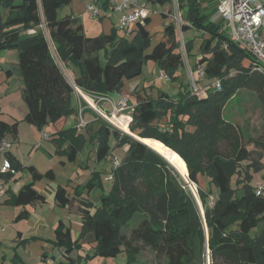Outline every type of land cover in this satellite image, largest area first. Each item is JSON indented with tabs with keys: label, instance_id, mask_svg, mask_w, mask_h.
<instances>
[{
	"label": "trees",
	"instance_id": "1",
	"mask_svg": "<svg viewBox=\"0 0 264 264\" xmlns=\"http://www.w3.org/2000/svg\"><path fill=\"white\" fill-rule=\"evenodd\" d=\"M71 1L0 0L12 9L5 26L0 24V50L17 51L18 73L24 83L22 95L27 106L24 119L40 130L52 123L55 142L59 148L65 144L64 151L70 160L75 159L87 142L96 145L99 162L109 157L115 145L127 146L125 159L110 171L114 172V178L108 191L102 176L104 171L100 170L94 171L86 183L78 184L73 194L65 185L55 188L58 205L71 206L76 200L81 204L83 226L79 239L98 242L96 253L102 256L126 251V264H133L146 247L156 257L164 256L167 264H208V257L211 264H264V194H259L257 186L249 181L250 172L263 165L256 161L247 164L245 177H238L237 187L233 188L231 178L240 172L242 162L250 158V150L240 126L224 116L226 104L242 88L254 92L264 108V72L254 68L252 53L230 41L223 22L212 20L198 0H176L178 11H183L181 30L197 29L207 34L200 43L201 56L190 64L191 70L202 68L207 77L205 84H212L215 78L222 79L220 90L209 88L202 96L180 80L185 62L175 21L165 25L163 37L148 51L152 44V34L147 28L150 17L135 24L132 38L120 35L117 27L108 33L88 36L77 18L71 15L59 18L58 8ZM102 1L108 8V0ZM153 1L165 4L173 0ZM184 42L186 56L191 59L195 54L194 40ZM101 49H106L105 65L99 59ZM149 59L157 61L169 80L178 83L179 90L172 94L158 88L156 95L136 91L132 98L128 97L134 105L131 116H119L130 120L128 131L147 138L148 144L177 161L187 178L188 170L191 181L199 184L200 175L210 178L215 190L209 186L198 188L205 218L175 167L132 134L98 114L103 121L88 139L77 126L61 127L76 112L72 104L75 94L79 95L85 112L89 105L81 93L94 99L120 91L126 79L142 74ZM66 70L73 72L74 83ZM232 70L237 72L230 75ZM13 72L6 70L9 76ZM110 119L118 124L114 117ZM18 127V121L10 123L0 118V141L9 132L18 135ZM6 156L14 170L24 169L10 150ZM2 159L0 152V178L10 181L16 172H2ZM28 169L31 180L18 192L9 187L6 203L19 206L47 201L35 183L44 177L54 179V170L42 173L34 165ZM93 190L102 192L101 204L94 213L92 201L84 198ZM214 193V203L210 204ZM29 216L30 212L23 210L16 220ZM132 223L136 225L131 226ZM255 228L259 230L253 234ZM79 239L73 238L71 228L61 220L54 243L63 248L68 261L56 264H76L72 252ZM27 241L25 238L20 244L26 245Z\"/></svg>",
	"mask_w": 264,
	"mask_h": 264
},
{
	"label": "rangeland",
	"instance_id": "2",
	"mask_svg": "<svg viewBox=\"0 0 264 264\" xmlns=\"http://www.w3.org/2000/svg\"><path fill=\"white\" fill-rule=\"evenodd\" d=\"M94 0H72L68 4H62L58 8V15L59 18H62L66 15H71L74 18H77L80 22H83L85 24V28L88 30L89 33H93L95 31V25L101 24V21L103 19H106L108 25L107 30H111V27H118V22L120 20V14L115 13H107L102 7V13L100 16L92 17L90 15V12L88 10V6L90 3H92ZM149 8L152 9L153 12L152 16L150 17V21L147 24L148 30L152 34V44L151 47L148 49V51H151L153 46H155L163 37L164 34V28L166 23L170 21H175L177 25V36L181 43V49L184 55V70L180 73V80L188 85L189 88H191V76H193L191 73L189 74L190 70V64L193 65L194 62L200 57L201 55L199 53V47L200 43L202 41V38L207 35H203L199 30L194 29L193 31L186 30L183 32L181 30V23L184 21L182 17L181 20H177L176 15H178L177 11V4L176 0H173L171 3H167L166 5H163L158 2H154L149 0L148 1ZM156 4V5H155ZM210 8L207 9V12H210ZM11 7L6 2H0V24L2 26H5L6 21L11 16ZM165 11H169L171 15H168L166 18L164 16ZM105 12V14H104ZM183 14V11H181ZM85 15L86 17H84ZM167 21V22H166ZM116 24V26L114 25ZM135 25V24H134ZM136 27V26H135ZM111 28V29H110ZM110 32V31H109ZM119 34H125L123 30H118ZM86 33V31H85ZM135 34V31H133L131 34L126 35L128 38H132ZM1 36V33H0ZM194 40L195 50L194 55H192L191 59L186 56L185 52V42L184 40ZM5 51V52H1ZM11 50H0V62L9 60V64L4 65V75H6V70L12 69L13 72V79H12V85L17 86V83L22 82V78L18 73V54L15 52V55L7 54V52H10ZM106 49H101L99 51V59L103 65L107 63V57H106ZM14 62V63H13ZM190 62V64H189ZM1 64V63H0ZM161 69L154 59H149L145 63L144 69L142 74L137 77L140 78L139 84L142 85V88L145 92V94L149 95H155L156 91H158V88L169 91L172 94H176V92L179 90L178 83H174L171 80H166L163 75H161ZM67 74L71 77H73V74L70 70H66ZM196 72V71H195ZM165 73V72H164ZM166 74V73H165ZM0 74V78H2V75ZM128 81V80H125ZM124 81V83H125ZM1 82V80H0ZM202 84H205V80H201ZM138 84V85H139ZM130 85V83L127 82V87ZM137 85V87H138ZM124 86V84H123ZM1 88V94L3 97H1V112H2V119L13 123L15 121H18L19 127H18V135H14L12 132H9L5 138H7L11 142V148L9 149L11 152H13L14 156L24 165V169L21 170L20 179L14 180L12 182L13 187H16L20 189L26 182L31 180L30 178V172L26 168V166H32L34 165L40 172L45 173L49 169H53L55 172V178L50 179L48 177H44L41 180H39L41 183L38 184V189H44L43 186H46L47 190L45 189V194H48L47 197L49 199V202L43 203V202H33L28 203V207L33 212V217L30 219H23L20 222H13L12 217L13 214H18L20 212V207L15 208L13 206H6L1 207L0 211H2V214H0V218H2V222L0 223V226L5 227L4 220L6 221V224L8 223L7 228L5 229V232L3 234L9 235L12 234L14 226L15 229H20L24 232V235L27 236L26 239L28 240L26 245H21L22 247H15V250L18 249L20 254L22 255L25 264H56L60 261H68V258L64 256L63 254V248L57 246L54 241L56 238V227L60 223V221H64L67 226L71 228V232L76 235L77 230V222H81V230L83 226L82 217L80 216H71L67 217V212L63 210V207L53 205L55 204L54 197L50 193V190H52L51 185L56 188L59 184L67 185L69 187V193L73 194L75 187L79 184L86 183L93 175L94 171L100 170L104 171L102 176L106 183V190L108 191L112 185V180L109 178L111 172H110V166H111V158L118 157L119 161L122 162L126 154V147H116L115 142L112 141L113 147L111 154L109 157L103 161H97L96 158H94L95 148L91 147L94 144L87 142L86 145L83 146L81 150L78 151L75 159H69L68 153L64 151V145L59 148L57 143L55 142V127L52 123H49L44 127L43 130L38 129L34 124L26 121L24 119L25 117V108L26 103L23 99L22 95V89L14 88L9 93L5 94V85L2 84ZM126 89L122 91L120 95L116 92H113L110 94V98L118 103V101L121 100L122 97H124L126 93ZM135 92V91H134ZM131 93L130 95H127V97H133L135 93ZM207 92L201 91L200 94L202 96L206 95ZM89 98V96H88ZM90 99V98H89ZM86 100V99H85ZM87 101V100H86ZM93 103L94 100L91 99ZM104 100L103 106L110 108L107 110V115L110 117L111 115L109 112L111 111V103L109 101ZM103 102V101H102ZM88 103V101H87ZM107 103V104H105ZM90 106V103H88ZM100 104V103H99ZM24 105V107H23ZM103 106H100L102 109H104ZM105 110V109H104ZM92 111H85L84 117L88 121L86 127L83 130H78L79 132H83L85 137L88 139L90 135L95 133L96 129L101 125L102 119L98 117V115L94 112L90 115L88 114ZM131 112L124 111L122 113H119L117 116L114 117L118 121V124L115 125L114 120H112L114 123L109 122L116 127H118L121 130L127 131L126 127H129L130 120L129 119H122V116H119L121 114L124 115H130ZM95 116L92 120H88V117ZM101 116V115H99ZM224 116L232 120L233 122L237 123V125L240 126L241 130L243 131L244 135V143L247 145V148L250 150V158L247 160H244L240 166V172L238 174H234L231 178L232 186L233 188L237 187V179L238 177H245L244 173L246 172L247 164L251 163L252 161L260 162L262 163V167L255 171L252 170L250 172V183L254 186H257L259 183H264V108L263 106L258 102L257 95L245 88H242L237 95H235L234 98H232L225 106L224 108ZM102 117V116H101ZM104 118V117H102ZM80 119L79 116V110L77 114L71 115L67 118L65 121V125H76L78 124ZM105 119V118H104ZM132 119V118H131ZM11 120V121H10ZM107 120V119H105ZM67 122V124H66ZM60 128V127H59ZM124 128V129H123ZM130 129V128H129ZM131 131V130H130ZM91 147V148H90ZM60 150L59 152L57 151ZM3 156H6L5 153H2ZM167 158L170 159L177 165L178 169L183 172L182 167L180 164L175 161L171 156L167 155ZM113 164V160H112ZM113 167V166H112ZM113 169V168H112ZM12 171L18 172L13 169ZM112 171V170H111ZM77 172L81 174L82 176L79 177ZM84 174V175H83ZM185 175V174H184ZM188 180L190 181V184H187L189 189L192 191L196 202L198 204V207L201 211V207L204 211L203 217L205 218V209L203 202L200 198L198 188L199 186L202 188H208L211 187L213 190H215L214 186L210 185V178L207 176H201L199 177V184L192 182L189 179V174H187ZM37 182V181H36ZM16 183H20L19 185H16ZM36 187V186H35ZM73 191V192H72ZM96 195L94 193H90L89 195L86 193L85 195L90 196V198H93L92 201V208L91 212H96L97 208L101 204V200L99 199V195L102 194L100 190L95 191ZM264 194V190H263ZM84 195V196H85ZM92 195V196H91ZM216 197V193H214L210 199V204H213L214 199ZM98 198V199H97ZM90 200V199H89ZM98 200V201H96ZM37 203H41L43 205H35ZM100 203V204H99ZM24 206V205H23ZM59 207V208H58ZM79 204L77 206V209L79 211ZM202 213V212H201ZM57 223L56 227L54 228V225ZM206 223V221H205ZM2 224V225H1ZM136 223H132L131 226H135ZM207 225V224H206ZM81 230L78 233V236L74 239L80 238ZM258 228H255L252 230V233H257ZM130 230H128L129 232ZM11 236V235H10ZM73 236V235H72ZM7 239L10 237H6ZM9 240L8 242H10ZM98 242L94 240H82L79 239V245L76 246L72 252V256L76 259V264H126L128 259V254L126 251L119 252L116 256H102L96 253L97 251ZM5 250L8 252L9 256L14 255V251L12 246H4ZM46 252V254H45ZM46 257V258H44ZM10 264H13L10 260ZM133 264H167L165 257H156L155 253L148 247L144 248L142 252L138 255L137 260Z\"/></svg>",
	"mask_w": 264,
	"mask_h": 264
},
{
	"label": "built area",
	"instance_id": "3",
	"mask_svg": "<svg viewBox=\"0 0 264 264\" xmlns=\"http://www.w3.org/2000/svg\"><path fill=\"white\" fill-rule=\"evenodd\" d=\"M102 7L107 13L120 14V20L118 27L123 30L126 35L132 33L131 26L138 21H144L152 14V9L149 8L148 3L142 0H108V8L103 5L102 0H94L89 4L88 10L92 17L100 16L102 13ZM104 12V14H105ZM178 13V11H177ZM177 20H181L180 14L176 15ZM213 20H221L223 22V28L226 31L230 41L240 44L242 47L252 53L255 61V69L264 72V0H218V10ZM225 43V47H227ZM193 76L191 77V89L193 93L200 94L201 91H207L209 88H216L220 90L222 88V79L215 78L212 84H202L201 80H206L205 71L200 68L196 72H193L189 68ZM161 75L168 80L169 77L160 71ZM237 71L232 70L230 75L235 74ZM81 95L90 103V106L96 113L114 123L110 117L117 116L124 111L132 112L134 105L129 103L127 96L121 98L118 103L114 102L107 95H99L94 98L93 103L88 99V96L84 93ZM109 101L111 103V111L107 115V110L102 109L99 105L102 101ZM89 105V104H88ZM84 106L79 105V122L76 125L78 130H83L88 121L84 117ZM117 125L116 123H114ZM11 148V142L7 138H3L0 141V152L5 153ZM118 157L113 158V168H117L120 165ZM12 170V162L7 156L2 159L1 171L8 172ZM109 178L113 180L114 172H111ZM257 192L263 193L264 183L257 184ZM6 194V189L3 184L0 183V198ZM214 203V202H213Z\"/></svg>",
	"mask_w": 264,
	"mask_h": 264
},
{
	"label": "crops",
	"instance_id": "4",
	"mask_svg": "<svg viewBox=\"0 0 264 264\" xmlns=\"http://www.w3.org/2000/svg\"><path fill=\"white\" fill-rule=\"evenodd\" d=\"M142 1H145V2H147L148 3V1L149 0H142ZM151 1H153V0H151ZM188 2L189 1H191V0H187ZM198 2L200 3V5H201V7H202V9L205 11V12H207V9H211L210 10V12H207V14L209 15V17L213 20V18L212 17H215V15L217 14V10H218V0H198ZM167 3H171V2H167ZM167 3H165V4H163V5H166ZM156 5V4H155ZM148 6H150L149 5V3H148ZM151 7V6H150ZM107 9V8H106ZM153 12H155V11H153L152 10V13ZM165 13H167L168 15H171L170 13H169V11H165ZM164 13V14H165ZM178 13L180 14V17H182V12L181 11H178ZM59 14V13H58ZM84 17H86L85 15H83ZM151 16H152V14H151ZM150 16V17H151ZM183 18V17H182ZM215 21H221V20H215ZM167 22V21H166ZM184 22V21H183ZM82 24H83V27H84V31H86V34L88 35V36H97V35H99L100 33H103V32H105V33H108L110 30H107V25H108V23H107V21H106V19H103L102 21H101V24L102 25H98V24H96L95 26V31L93 32V33H89L88 32V30L85 28V24L83 23V22H81ZM168 23V22H167ZM166 23V24H167ZM115 26H116V24H114ZM135 26L136 25H132L131 26V29H132V32H133V30L135 29ZM112 28V27H111ZM110 28V29H111ZM194 29H191L190 31H193ZM31 31H33V30H29L28 32H31ZM201 32V31H200ZM203 35H207V34H205V33H203V32H201ZM1 52H5V51H1ZM15 52H17L16 50H11L10 52H7V54H11V55H15L16 53ZM1 64H0V74H2V75H4L3 73H4V65H7V64H9L10 62H9V60H6V61H3V62H0ZM14 63V62H13ZM189 64H190V62H189ZM72 72V71H71ZM72 74H73V72H72ZM1 75V76H2ZM13 74L11 75V76H9V75H4V76H2V78H0V80H1V82H0V87L2 86V84H4L5 85V94H7V93H9L10 91H12V89H14V88H19V89H23V87H24V83H23V81L22 82H19V83H17V86L18 87H16V86H14V85H12V79H13ZM71 77V76H70ZM72 78V77H71ZM126 80H128V81H125V83H124V86H122V88H121V90L120 91H116V93H118L119 95H120V93L119 92H121V94H124V93H122V91H124L125 89H126V95L125 96H127V95H130L131 93H133L134 91L136 92V91H141V93L142 94H145V92H144V90H143V88H142V85H140L138 82H139V80H140V78H135V79H131V80H129V79H126ZM127 82L128 83H130V85H128V87H127ZM139 84V85H138ZM137 85H138V87H137ZM76 89H77V91L79 92V88L76 86ZM1 88H0V99H1V97H3V95L1 94ZM80 93V92H79ZM156 94H157V91H156ZM155 94V95H156ZM109 97H110V95H108ZM90 98V97H89ZM94 100L93 98H90L89 100ZM106 102V101H105ZM115 102V101H114ZM102 103L104 104V101L103 102H100V106H103L102 105ZM72 104H73V106L74 107H76V112L74 113V114H77L78 112H77V110L79 109V105H80V99H79V95L78 94H75L74 96H73V101H72ZM105 104H107V103H105ZM26 105V104H25ZM108 105V104H107ZM23 107H24V105H23ZM104 107V109H106V110H109L110 108H108V107H105V106H103ZM1 101H0V118L2 119V110H1ZM25 108V113L27 112V106L26 107H24ZM86 111H92V112H94V109L91 107V106H89V108L88 109H86ZM92 112H89L88 114L90 115V113L92 114ZM96 113V112H95ZM73 114V115H74ZM97 114V113H96ZM95 116H91V117H88L89 119L88 120H92L93 118H94ZM11 121V120H10ZM66 124H67V122H66ZM77 125V124H76ZM76 125H67L66 127H73V126H76ZM92 148L94 147L95 148V153H94V158H96V145L94 144L93 146H91ZM90 147V148H91ZM13 153V152H12ZM2 156H3V154H2ZM4 157V156H3ZM111 160V168H110V171H111V169H112V166H113V164H112V160H113V158H111L110 159ZM25 168V167H24ZM26 168L28 169V166H26ZM29 170V169H28ZM15 173V172H14ZM20 174H21V172L19 171V172H17V173H15V178H17V179H20ZM77 174H78V176L79 177H81L82 175L81 174H79V172H77ZM31 175V174H30ZM84 175V174H83ZM31 177V176H30ZM15 178H13V179H11L10 181H6L5 180V178H0V183L1 184H3L4 186H5V189H6V194L2 197V198H0V208L1 207H6V206H13V207H15V208H18L19 209V207H20V212L21 211H23V210H28L29 212H30V216L28 217V218H23V219H30L31 217H33V212H32V210L28 207L29 205H19V206H17V205H10V204H8V203H6L5 201H6V199L8 198V193H7V190H8V188L10 187L11 189H12V191L13 192H18V188H17V186L16 185H19L20 183H16L15 184V186L16 187H13V185H12V182L15 180ZM32 178V177H31ZM30 178V179H31ZM30 181V180H29ZM42 181V180H41ZM41 182L38 180L36 183H35V186H36V188L38 189V184H40ZM79 184V183H78ZM68 185V184H67ZM67 185H65L67 188H68V190H69V187L67 186ZM44 187V189H38L40 192H42L43 194H45V189L47 190V188H46V186H43ZM51 189L52 190H50V193L52 194V196L54 197V201H55V204L56 205H53L54 207H56V206H59V207H63V206H60V205H58L57 204V202H56V199H55V188L51 185ZM95 191L96 190H93L91 193H94L95 195H96V193H95ZM69 192H71V191H69ZM73 192V191H72ZM47 195L48 194H45V196H46V199H47V201L46 202H44V203H47V202H49V199H48V197H47ZM92 196V195H91ZM84 198H87V199H92L93 200V198H90V196H88V195H85L84 196ZM79 199H82V198H79ZM98 199V198H97ZM98 200H100V199H98ZM98 200H96V201H98ZM99 202V201H98ZM38 204H40V205H43V204H41V203H37V204H35V205H38ZM78 204H79V206L81 205L80 204V202H79V200H76L71 206H65V207H63L62 209L63 210H65V212H67V216H66V218L67 217H70L71 218V216H80L81 217V212H80V207H79V211L77 210V209H75V208H77V206H78ZM100 204V203H99ZM58 207V208H59ZM19 212V213H20ZM18 213V214H19ZM0 214H2V211H0ZM18 214H13V217H12V221L13 222H20V221H22L23 219H19V220H16V217H17V215ZM0 221L2 222L3 220H2V218H0ZM0 222V223H1ZM4 224H5V227H4V225L3 226H0V264H10V260L12 261V263L13 264H25V263H23V262H25L24 261V259H23V257H22V255L20 254V252L18 251V249H16L15 250V247H22L21 245L22 244H20L21 243V241L23 240V239H25L27 236H25L24 235V232L22 231V230H20V229H15L16 227L14 226V228H13V231H12V234H9V235H5V234H3L4 232H5V229L7 228V226H8V223L6 224V221L4 220ZM2 225V224H1ZM56 225H57V223L54 225V228L56 227ZM77 225H78V227H77V230H76V235L74 234V231H73V238H75V237H77L78 236V233H79V231L81 230V222H77ZM11 235V236H10ZM6 237H10V238H6ZM9 240H11L10 242L11 243H9L8 241ZM4 246H12V248H13V251H14V255L13 256H9V254H8V252L5 250V248H3ZM19 253V257H17V254ZM17 253V254H16ZM45 254H46V252H45ZM44 258H46V257H44Z\"/></svg>",
	"mask_w": 264,
	"mask_h": 264
},
{
	"label": "water",
	"instance_id": "5",
	"mask_svg": "<svg viewBox=\"0 0 264 264\" xmlns=\"http://www.w3.org/2000/svg\"><path fill=\"white\" fill-rule=\"evenodd\" d=\"M68 75V74H67ZM68 77H69V79L72 81V83H74L73 82V79L68 75ZM79 90V92L81 93V91H80V89H78ZM126 132H128V133H130V134H132L135 138H137L138 140H140V141H142V142H144V143H146L147 145H149L150 147H152L154 150H156L157 152H159L155 147H153V146H151L150 144H148L146 141H145V139H147V138H143V137H141V136H139V135H137V134H135V133H132L131 131H126ZM150 139H155V138H150ZM157 140V139H156ZM158 141H160V140H158ZM161 142V141H160ZM161 143H163V142H161ZM164 144V143H163ZM166 145V144H165ZM167 146V145H166ZM167 147H169V146H167ZM169 148H171V147H169ZM172 149V148H171ZM172 151H174L175 153H177L175 150H173L172 149ZM162 156H164L161 152H159ZM177 154H179V153H177ZM165 157V156H164ZM174 167H175V169L178 171V173L181 175V177L186 181V183L187 184H190L189 182V180H188V178L183 174V172L182 171H180L179 169H178V167H177V165H175V163L173 162V161H171L170 159H168L167 157H165ZM187 174H189V172H188V170H187ZM193 182V181H192ZM201 212H202V215L204 214V211H203V209H202V207H201ZM205 221V220H204ZM205 229H206V233H207V235H208V227H207V225H206V223H205ZM208 264H211V261H210V257H208Z\"/></svg>",
	"mask_w": 264,
	"mask_h": 264
},
{
	"label": "bare ground",
	"instance_id": "6",
	"mask_svg": "<svg viewBox=\"0 0 264 264\" xmlns=\"http://www.w3.org/2000/svg\"><path fill=\"white\" fill-rule=\"evenodd\" d=\"M112 117H115V116H112ZM126 130L128 131V128Z\"/></svg>",
	"mask_w": 264,
	"mask_h": 264
}]
</instances>
